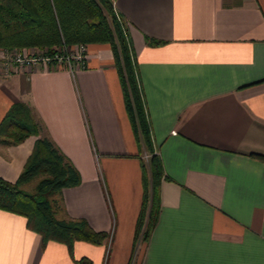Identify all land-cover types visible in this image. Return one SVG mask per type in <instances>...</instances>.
Segmentation results:
<instances>
[{"label": "crops", "instance_id": "crops-1", "mask_svg": "<svg viewBox=\"0 0 264 264\" xmlns=\"http://www.w3.org/2000/svg\"><path fill=\"white\" fill-rule=\"evenodd\" d=\"M112 2L150 147L127 111L109 42H86L71 67L0 71V120L23 100L38 125L19 142L0 140V175L15 179L36 136H47L80 173L51 195L56 215L109 234L76 238L70 251L0 207V264H264V0ZM151 152L159 207L143 239L135 223Z\"/></svg>", "mask_w": 264, "mask_h": 264}, {"label": "trees", "instance_id": "trees-1", "mask_svg": "<svg viewBox=\"0 0 264 264\" xmlns=\"http://www.w3.org/2000/svg\"><path fill=\"white\" fill-rule=\"evenodd\" d=\"M109 42L119 70L127 111L139 136L150 147L148 128L133 62L112 0H0V48L46 46L53 51L61 44ZM38 125L31 107L23 100L13 101L0 120V140L19 142L37 134ZM260 154L264 157V154ZM143 168L142 201L135 223V235L147 238L159 207V156L151 152ZM40 175L35 190L22 183ZM80 173L73 162L47 136L37 135L23 167L13 180L0 175V207L26 216L27 224L41 234L65 242L71 251L74 239L101 242L107 231L93 229L82 217L56 215L51 195L64 186L77 184ZM89 264L87 257L78 259Z\"/></svg>", "mask_w": 264, "mask_h": 264}, {"label": "built area", "instance_id": "built-area-1", "mask_svg": "<svg viewBox=\"0 0 264 264\" xmlns=\"http://www.w3.org/2000/svg\"><path fill=\"white\" fill-rule=\"evenodd\" d=\"M117 14L116 10L114 9ZM87 43L76 42L71 45L61 44L53 51H48L46 46H29L19 49H2L0 57V71L10 73L14 70L31 69L37 62L48 65L55 62L57 65L71 67L73 61L83 63Z\"/></svg>", "mask_w": 264, "mask_h": 264}, {"label": "rangeland", "instance_id": "rangeland-1", "mask_svg": "<svg viewBox=\"0 0 264 264\" xmlns=\"http://www.w3.org/2000/svg\"><path fill=\"white\" fill-rule=\"evenodd\" d=\"M39 177H40V175H38V174L33 176L31 179L23 182L22 183V187H24L27 190H35L36 189V183H37ZM108 236H109V234H107V236L105 237V240H107Z\"/></svg>", "mask_w": 264, "mask_h": 264}]
</instances>
